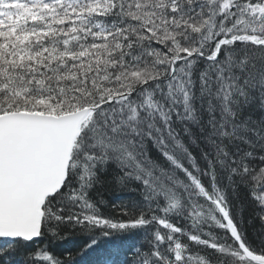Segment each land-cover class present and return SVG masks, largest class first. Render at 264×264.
Segmentation results:
<instances>
[{
    "label": "snow or ice",
    "instance_id": "obj_1",
    "mask_svg": "<svg viewBox=\"0 0 264 264\" xmlns=\"http://www.w3.org/2000/svg\"><path fill=\"white\" fill-rule=\"evenodd\" d=\"M0 264H264V0H0Z\"/></svg>",
    "mask_w": 264,
    "mask_h": 264
}]
</instances>
